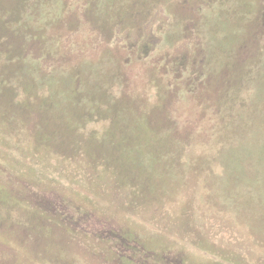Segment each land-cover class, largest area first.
Returning <instances> with one entry per match:
<instances>
[{
  "label": "rangeland",
  "instance_id": "374dc122",
  "mask_svg": "<svg viewBox=\"0 0 264 264\" xmlns=\"http://www.w3.org/2000/svg\"><path fill=\"white\" fill-rule=\"evenodd\" d=\"M0 264H264V0H0Z\"/></svg>",
  "mask_w": 264,
  "mask_h": 264
}]
</instances>
